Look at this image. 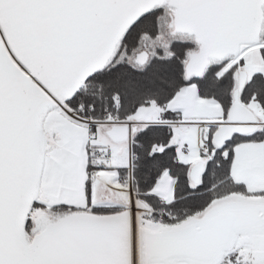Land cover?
Instances as JSON below:
<instances>
[{"label": "snow or ice", "instance_id": "obj_1", "mask_svg": "<svg viewBox=\"0 0 264 264\" xmlns=\"http://www.w3.org/2000/svg\"><path fill=\"white\" fill-rule=\"evenodd\" d=\"M0 264H264V0H0Z\"/></svg>", "mask_w": 264, "mask_h": 264}]
</instances>
